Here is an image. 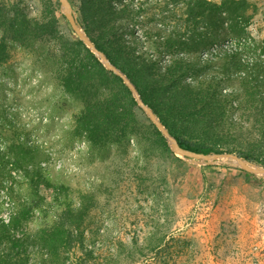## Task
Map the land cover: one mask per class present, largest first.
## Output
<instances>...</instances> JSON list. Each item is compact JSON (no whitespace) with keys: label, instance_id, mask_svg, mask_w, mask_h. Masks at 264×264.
Here are the masks:
<instances>
[{"label":"rangeland","instance_id":"1","mask_svg":"<svg viewBox=\"0 0 264 264\" xmlns=\"http://www.w3.org/2000/svg\"><path fill=\"white\" fill-rule=\"evenodd\" d=\"M165 1L109 0L110 19L86 0L71 4L82 27L81 4L87 21L121 19L124 36L136 38L138 51L161 63L168 55L160 38L168 33L213 40L198 49L213 60L201 57L205 64L190 70L191 81L221 71L228 60L220 45L250 64L264 57V0H245L241 15L229 7L189 14ZM12 23L27 34L11 38ZM84 31L98 37L97 30ZM77 40L57 0H0L6 53L0 61V222L22 237L19 248L0 242V255H12L16 264H264V178L229 160L197 164L176 156L142 110L130 113L124 95L125 125L97 127L85 108L96 95L119 88L104 67L107 73L91 66L86 79L68 80L87 61V47ZM251 70L243 64L222 70L218 91L240 96L224 104L212 130L197 125L186 130L187 138L232 150L224 152L244 151L252 139L264 149L259 115L240 82ZM13 157L31 160L48 184L36 190ZM22 211L26 218L12 226ZM59 221L65 235L53 246L44 244L40 231Z\"/></svg>","mask_w":264,"mask_h":264},{"label":"trees","instance_id":"2","mask_svg":"<svg viewBox=\"0 0 264 264\" xmlns=\"http://www.w3.org/2000/svg\"><path fill=\"white\" fill-rule=\"evenodd\" d=\"M86 1L89 7L99 6L102 10L101 12L105 13L107 18H109V13L105 9L109 0ZM178 1L179 0H166L165 2L171 3V8L173 9L181 6L185 8L189 14L197 13L198 15H201L200 10L209 8L210 11L220 12L222 11V7L223 9L228 7L233 8V12L236 15H241L247 6L245 0H220L218 3H213L208 0ZM70 2L73 3L74 0H70ZM239 5H242L241 9ZM78 9L81 13V23H83L84 29L98 31L97 38L89 34V37L95 43L96 47L103 51L108 59L134 83L142 100L152 108L160 121L177 139L181 146L202 153L232 151L204 145L199 142H192L184 134L186 130L197 125L202 127L203 130H212L216 124L217 118L221 117L225 112L224 104L240 96V91L231 90L227 93H222L216 88L217 83L222 79V76L219 74H222L224 71H231L233 65L243 64L245 67L252 69L248 78L241 75V80H239L247 91L245 97L252 100L254 103V114L259 115L258 120L261 125L260 132L264 133V75L261 74L260 71L264 69V57H256L255 61L250 64L244 55L238 54L234 49L232 52H228L224 46L220 45L218 47V52L223 58L228 60L220 66L221 71L206 77L202 82L197 80L191 81L193 75L190 73V70H200L205 64V62L201 61V57H205L207 61L213 60L209 58V55H205L202 51H198V49L201 50L212 44L214 42L213 40L209 43L210 41H203V39H196L194 37L189 39L191 38L190 36L182 40L174 33H168L165 37L160 38L161 44L164 46L163 54L168 55L167 59L161 63L159 57L154 59L147 58L144 55L145 53L138 51L139 47L136 38L127 39V37L124 36L123 27H127V24L121 19L114 20L115 22L113 23H110V20L103 17L87 21V13L84 9V5H79ZM230 12L233 13L232 11ZM9 27L12 28V35L10 37L13 39H19L23 34H27V29L24 30L22 26H15L12 23L9 24ZM111 33L113 35L109 36ZM196 42H198V45H196ZM77 43L82 45L79 40H77ZM84 49L86 51L85 59H87V61L81 62L69 72L68 80L71 82L78 83L84 78L86 79L87 73L89 72L87 68L91 66H96L100 71L107 73L96 55L87 48L84 47ZM4 52L5 47L0 42V61L5 58L6 53ZM108 73L117 83L119 89L116 92L100 93L96 95L94 102H92L91 105L88 104L85 108V117L95 114L94 120L98 123L97 127L99 123H110L111 126L117 125L123 127L125 125L122 121L124 117V108L119 96L124 95L127 97L128 101H130V113L132 115V109H141L137 106L131 92L123 84L122 80L112 72ZM188 77H190V80L187 79ZM255 92H257V95ZM154 129L162 137L155 126ZM162 139L164 138L162 137ZM251 141L252 143L246 150L236 151V153L250 161L264 164V161L260 158L261 152H263L264 149L259 148V144L255 139ZM23 149L25 152H29L28 148ZM12 160L13 166L22 170L23 175L29 179L36 190L40 183L48 184L44 181L41 170L32 163H29L31 160H28L27 164H23V162L18 158L16 159V157H13ZM24 213L26 212L22 211L19 213V216L13 220L12 226L18 225L21 220L26 218L23 215ZM60 221L58 224L59 227L40 231L39 238L41 241H44V244L53 246L57 241L63 238L66 230L63 228V222ZM2 241L8 242L11 248H19L22 237H16L13 233L10 234L7 225L0 222V242ZM1 256H4V258ZM11 260L12 255H0V264H16Z\"/></svg>","mask_w":264,"mask_h":264},{"label":"water","instance_id":"3","mask_svg":"<svg viewBox=\"0 0 264 264\" xmlns=\"http://www.w3.org/2000/svg\"><path fill=\"white\" fill-rule=\"evenodd\" d=\"M64 17L68 21L71 29L79 38V40L100 60L102 66L118 76L123 84L131 92L137 106L145 113L151 123L160 132L163 138L166 140L171 151L178 157L192 161L197 164H207L213 162L216 159H225L234 162L240 168L248 173L260 175L264 178V167L253 163L252 161L240 156L233 152H209L202 153L194 150L185 148L179 144L177 139L169 132L165 125L160 121L158 116L154 113L152 108L147 105L139 95L137 88L134 83L122 72L115 64H113L106 54L99 50L95 43L91 40L89 35L84 31L80 25L76 13L70 0H57Z\"/></svg>","mask_w":264,"mask_h":264}]
</instances>
